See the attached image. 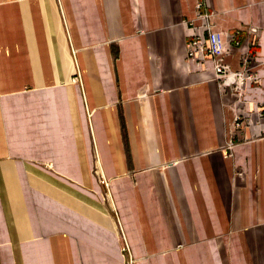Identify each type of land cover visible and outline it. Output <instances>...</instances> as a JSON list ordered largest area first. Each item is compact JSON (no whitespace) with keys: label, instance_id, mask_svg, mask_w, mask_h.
<instances>
[{"label":"crops","instance_id":"0c3cea01","mask_svg":"<svg viewBox=\"0 0 264 264\" xmlns=\"http://www.w3.org/2000/svg\"><path fill=\"white\" fill-rule=\"evenodd\" d=\"M195 1L0 0V264H264V0H204L259 29L232 157L233 97L185 58Z\"/></svg>","mask_w":264,"mask_h":264},{"label":"built area","instance_id":"2783aa9c","mask_svg":"<svg viewBox=\"0 0 264 264\" xmlns=\"http://www.w3.org/2000/svg\"><path fill=\"white\" fill-rule=\"evenodd\" d=\"M217 12L208 10L204 0H196L194 2L193 17L188 20H183L187 28L186 33V61L196 69L206 68V62H211L214 79L217 83L218 90L221 95L230 94L236 97L232 107L233 117L230 128H246L251 121V114L246 111L247 100L244 99L246 92V82L258 83L260 76L257 70L251 65L255 54L251 51V47L256 43L259 37V29L256 26H248L246 29L238 28L235 31L217 29L215 19ZM244 31L246 34L244 49L238 52V59L241 65L240 69H232L227 58L232 55L230 46L241 47L242 41L239 39V34ZM236 103V105H235ZM246 104V105H245ZM240 105L242 109H239ZM264 105V104H263ZM237 106V107H236ZM263 117L262 111L257 112V121L259 123ZM229 137L223 147L226 153L225 157H232V149L237 144L234 142V136ZM253 137V136H252ZM249 138V139H252ZM247 140V138H245ZM98 178L103 179L101 172L95 169ZM235 176L243 177L244 170L241 167L235 166ZM116 225L119 234L123 240V248L127 251V243L119 222L116 219Z\"/></svg>","mask_w":264,"mask_h":264},{"label":"rangeland","instance_id":"374dc122","mask_svg":"<svg viewBox=\"0 0 264 264\" xmlns=\"http://www.w3.org/2000/svg\"><path fill=\"white\" fill-rule=\"evenodd\" d=\"M234 101H236L237 100V98L236 97H233L232 98ZM251 114V113H250ZM252 115V114H251ZM251 121H252V123L253 122H256L257 121V117H255V118H253V116H251ZM246 128H242V127H239V128H228V135L229 134H232L231 136H234L235 138H234V142H236V143H239V142H242V141H245V132H244V130H245ZM247 130V129H246ZM253 137H255V138H258L259 136L258 135H255V136H253ZM235 147V146H234ZM234 147H233V149H234ZM233 149H232V152H233ZM224 153H226L225 152V150H222Z\"/></svg>","mask_w":264,"mask_h":264}]
</instances>
